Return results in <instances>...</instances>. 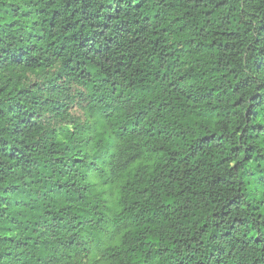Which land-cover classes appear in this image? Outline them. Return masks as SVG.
<instances>
[{"label": "clouds", "instance_id": "clouds-1", "mask_svg": "<svg viewBox=\"0 0 264 264\" xmlns=\"http://www.w3.org/2000/svg\"><path fill=\"white\" fill-rule=\"evenodd\" d=\"M0 264H264V0H0Z\"/></svg>", "mask_w": 264, "mask_h": 264}]
</instances>
